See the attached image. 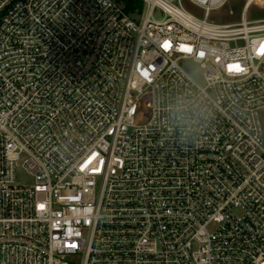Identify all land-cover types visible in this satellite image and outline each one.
Masks as SVG:
<instances>
[{
  "label": "built area",
  "instance_id": "1",
  "mask_svg": "<svg viewBox=\"0 0 264 264\" xmlns=\"http://www.w3.org/2000/svg\"><path fill=\"white\" fill-rule=\"evenodd\" d=\"M141 1L0 0V264H264V0Z\"/></svg>",
  "mask_w": 264,
  "mask_h": 264
},
{
  "label": "rangeland",
  "instance_id": "2",
  "mask_svg": "<svg viewBox=\"0 0 264 264\" xmlns=\"http://www.w3.org/2000/svg\"><path fill=\"white\" fill-rule=\"evenodd\" d=\"M176 1V0H175ZM184 8L194 14L198 18H203V12L193 6L189 0H181ZM243 12V1L242 0H229V2L222 8L212 12L210 21L219 25H234L241 21ZM137 14V13H135ZM246 19L249 22L262 21L264 20V8L259 6L251 7L246 13ZM155 19H161L159 13L155 14ZM185 70L189 72L192 78L200 85L204 84L203 72L194 65L192 62L183 64ZM151 118L150 101L145 99L140 107L138 117L135 121L136 125H144L149 122ZM17 184L20 186L29 185L32 183L31 178L27 177L25 172L20 168L17 170Z\"/></svg>",
  "mask_w": 264,
  "mask_h": 264
},
{
  "label": "trees",
  "instance_id": "3",
  "mask_svg": "<svg viewBox=\"0 0 264 264\" xmlns=\"http://www.w3.org/2000/svg\"><path fill=\"white\" fill-rule=\"evenodd\" d=\"M121 2L129 15L142 12L143 3L141 0H121Z\"/></svg>",
  "mask_w": 264,
  "mask_h": 264
}]
</instances>
